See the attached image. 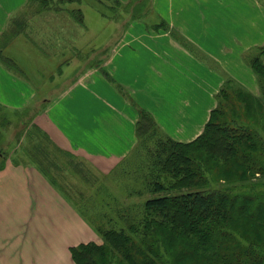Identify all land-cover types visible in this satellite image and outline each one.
I'll return each mask as SVG.
<instances>
[{"label": "rangeland", "instance_id": "rangeland-1", "mask_svg": "<svg viewBox=\"0 0 264 264\" xmlns=\"http://www.w3.org/2000/svg\"><path fill=\"white\" fill-rule=\"evenodd\" d=\"M146 1L149 5L143 10L144 12L152 9L153 2ZM1 2H6L7 7L13 9L6 19L5 28L0 33V68L14 78L33 83L35 89L36 86L38 88L35 99L24 109L11 111L0 103V165L2 164L0 180H11L14 183L9 188L0 183V198H3L0 200V205L7 208L5 216L3 218L0 216V236L3 237L2 241L7 242V245H4L5 248L14 246L16 248L14 254L19 250L23 251L28 261H35L36 264H75L71 258L70 247L88 241L70 246L69 253L64 246L65 234L60 235L58 248L52 251L48 250L50 244L43 242L44 234L50 232V227L47 217L43 216L47 214L41 211L48 208L56 215L59 212L62 213L64 204L58 205L59 200L49 198L48 195L39 192L38 188V197L46 202L37 209V215L29 216L21 226L20 223L24 219L12 221L14 214L22 215V207L19 204H23L25 200L20 198L19 193L24 191L27 181L26 172L21 171L20 168L24 165L36 168L35 162H30V157L25 154L24 148L30 151L39 148L36 132L44 136L48 135L59 147L58 150L50 148L53 158L49 163L50 166L52 165L49 172L56 177L61 188L52 186L51 188L59 198L69 202L68 204L77 215L79 214L88 225L92 226V239L96 238V241L89 242L103 245L104 240L99 230L126 228L128 219H133L134 222L141 219L140 211L143 202L155 195L150 192L147 185L154 181L148 173L150 169L148 155L152 145L149 149L144 145L142 149L134 151L137 148L135 146L132 150L134 153L122 161L117 168L106 171L100 166V168L96 167L101 164L99 162H90L79 155L72 159L65 151L66 144L56 135L63 134L61 130L53 124L49 126L46 114L41 113L48 100L62 107V111L66 113L65 108H69L64 100L57 99L59 94L73 82L85 81L90 85L92 80L96 82V85H90V87L98 94L108 99L111 98L110 94L114 96L117 93L133 104L138 113L142 106L132 101L126 89L122 88L113 75L108 73L109 68L103 67L105 60L103 55L107 53L108 56L110 51L114 52L116 46L112 41L128 28L127 16L123 14L122 6L117 5L114 0H80L79 2L53 0L47 9H42L40 3L33 0H21L20 3L19 0H1ZM260 2L264 7V0ZM204 5L208 7L205 3ZM76 9L81 11L82 22H79L71 13ZM119 13L122 17L116 22L114 19ZM130 18L133 20V17ZM176 40L190 46L184 38L177 37ZM263 45H256L250 51H245L243 58L252 57L256 51L255 47ZM197 58L201 61L199 57ZM211 61L209 60V63ZM242 61L251 69L246 59ZM93 68L96 69L95 73L84 77ZM216 68L218 66L215 64L213 68L211 67L213 70ZM252 74V81L243 83L244 86L238 83L239 80L233 81L225 76V84L222 87L224 92L220 94V90L217 93L214 107H221L220 119L236 127L248 125L251 130L255 129L257 135L260 134L263 143L259 150V157L264 160V131L261 129L264 121V113H261L263 106L255 109V114H252L247 112L242 101L253 104L260 96V89L253 71ZM81 90L82 88H76L77 93ZM188 110L191 111V109ZM165 117L169 119L167 115ZM255 121L257 124L254 123ZM115 122L116 119L113 120V123ZM155 122L157 123L156 120ZM33 125L40 129H34ZM159 128L165 133L161 127ZM137 142L138 140L136 144ZM37 156L38 159H42L44 153L40 152ZM208 162V160L202 162L204 168L207 167ZM259 167L264 170V163H260ZM210 171L213 170L210 169ZM28 172L32 174L29 180L36 178L37 173L43 175L41 172ZM205 174H208L205 176H208L210 187L221 188L227 185L223 179L219 180L215 170L213 173L205 170ZM46 181L49 183L48 180ZM230 185L234 191L250 190L254 194H259L264 191V173L256 172L246 179H234ZM11 190L17 197L13 198L10 194H5ZM33 190L37 188L31 187L32 195L36 193ZM181 191L173 190L170 193ZM25 213H27L26 208ZM2 222L5 223L4 226ZM1 229H4L3 233ZM108 253L114 262L116 254L109 249ZM119 259L122 264H129L124 256H120ZM9 263L14 264V261ZM167 264L172 263L167 261Z\"/></svg>", "mask_w": 264, "mask_h": 264}, {"label": "crops", "instance_id": "crops-1", "mask_svg": "<svg viewBox=\"0 0 264 264\" xmlns=\"http://www.w3.org/2000/svg\"><path fill=\"white\" fill-rule=\"evenodd\" d=\"M151 1L152 9L144 12L149 5L146 0H114L122 6L128 28L112 41L116 46L114 52L103 55V67L109 68L108 73L126 89L122 90L149 111L167 135L187 142L201 133L216 104L217 93L225 84V76L239 80L241 86L252 81V71L242 61L243 53L264 44V7L260 0ZM12 9L0 0V33ZM121 17L119 13L114 20ZM177 37L186 39L190 46L176 40ZM209 60L212 61L209 63ZM214 64L218 66L215 70L211 69ZM95 70L90 69L84 77L91 76ZM90 85L95 86L96 82L92 80ZM90 85L85 81L73 82L59 94L57 99L64 100L69 108L64 107L66 113L48 99L41 113L46 114L49 126L53 124L63 133L56 135L66 144L65 150L90 162H99L96 167L108 171L133 153L138 113L121 95L109 93L111 98L106 99ZM37 88L0 68V103L7 109L21 110L30 105ZM76 88L82 90L77 93ZM36 168L29 165L20 168L26 172L27 179L23 180L26 181L24 191L19 193L20 198H25L19 204L23 216L16 213L12 221L24 219L21 226L29 216L37 215V209L46 202L38 197L39 188V192L59 200L58 205L64 204L62 213L57 215L48 208L41 211L49 221L50 232L43 238V242L50 244L48 250L58 248L61 234H65L64 246L68 253L72 245L96 241L92 239V226L77 215L69 202L57 196L45 176L37 173L36 178L29 180L32 174L28 171L40 172ZM0 183L6 188L14 184L11 180H0ZM29 186L37 188L33 190L34 195ZM5 194L17 197L12 190ZM6 212L7 208L1 204V218ZM2 239L0 236V264H11V261L36 264L28 261L23 251L14 254V246L5 248L7 242Z\"/></svg>", "mask_w": 264, "mask_h": 264}, {"label": "trees", "instance_id": "trees-1", "mask_svg": "<svg viewBox=\"0 0 264 264\" xmlns=\"http://www.w3.org/2000/svg\"><path fill=\"white\" fill-rule=\"evenodd\" d=\"M33 1H38L42 9L53 3V0ZM71 13L82 22L80 9ZM255 49L252 57L244 59L255 74L260 96L253 104L241 99L247 112L252 114L260 106L264 113V45ZM220 90L223 94L224 90ZM220 108L216 106L210 111L201 133L187 142L163 133L150 112L139 109L135 124L138 142L134 151L144 145L149 149L152 145L148 173L154 181L147 185L155 195L143 202L141 219L137 222L128 219L126 228L99 230L103 245L87 242L70 247L75 264H122L120 256L129 264H167V261L172 264H264V191L259 194L250 190L234 191L230 185L234 179L264 173L259 167L264 163L259 157L263 138L248 125L236 127L220 119ZM261 129L264 131V121ZM36 136L39 148L30 151L25 147V154L54 188H61L49 172L53 158L50 148L58 150L59 147L48 135L36 132ZM65 151L74 158V154ZM37 152L44 153V158L38 159ZM205 160L209 161L206 168L202 165ZM210 169L227 185L210 187L205 176L208 175L205 170L213 173ZM173 190L183 191L171 194ZM108 249L116 254L114 262Z\"/></svg>", "mask_w": 264, "mask_h": 264}]
</instances>
